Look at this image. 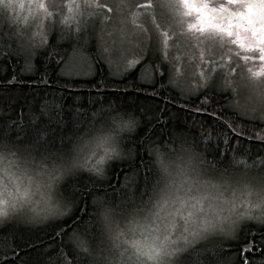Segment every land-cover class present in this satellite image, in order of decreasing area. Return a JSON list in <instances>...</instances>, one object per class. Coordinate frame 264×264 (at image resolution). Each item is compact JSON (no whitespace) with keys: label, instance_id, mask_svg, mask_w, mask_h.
I'll list each match as a JSON object with an SVG mask.
<instances>
[{"label":"trees","instance_id":"1","mask_svg":"<svg viewBox=\"0 0 264 264\" xmlns=\"http://www.w3.org/2000/svg\"><path fill=\"white\" fill-rule=\"evenodd\" d=\"M2 11L6 13L0 8V130L15 136L17 127L22 126L29 131L39 128L46 138L69 136L77 113L91 117L101 109H114V134L120 136L123 131V139L120 156L108 163L103 179L83 171L68 185L71 211L56 221L61 225L56 232L68 235L56 236L47 224L7 222L0 225V264L71 261L70 250L77 242L84 243L79 233L84 229L90 234L100 232L96 210L101 205H122L138 197L147 167L159 148L153 143L156 140L195 142L206 149H197V154L205 157L206 166L211 161L217 168L227 167L232 174L254 182L264 177V122L245 117L231 94L221 87L206 96L201 94L206 89L191 94L182 91L172 83L168 63L159 55L149 59L151 65L144 67V61L134 71L116 76L98 52L96 41L89 46L83 41L76 44L62 28L52 33L43 48H28ZM21 46L29 56L20 51ZM76 51L90 55L93 76L82 79L65 74V65ZM143 67L152 70L151 82L143 79ZM78 119L83 127L86 117ZM146 126L149 133H155L150 139L143 132ZM217 147L222 157L217 155ZM124 223L117 215L111 228L114 231ZM244 224L247 226L239 239L215 240L219 264H241L242 259L248 264H264V221ZM245 238L256 245L250 254L240 251L242 246L247 247L241 244ZM102 254L97 249L96 255Z\"/></svg>","mask_w":264,"mask_h":264},{"label":"snow or ice","instance_id":"2","mask_svg":"<svg viewBox=\"0 0 264 264\" xmlns=\"http://www.w3.org/2000/svg\"><path fill=\"white\" fill-rule=\"evenodd\" d=\"M162 6L174 7L181 17H193L197 23L189 27H196L201 34L212 39L226 33L232 43L258 51L260 61L264 62V0H226L221 4L212 0H176L174 5ZM137 7L152 9L153 4L149 2ZM38 9L46 16L51 15L42 2ZM155 27L159 28V25ZM20 51L25 56L30 55L23 46ZM230 70L235 72L234 68ZM213 72H217V66L213 67ZM222 75H210L204 85L206 90L201 94L206 96L216 89ZM261 75L264 72L252 73L253 78ZM114 112V109H101L91 117L79 112L72 134L58 138L41 136L39 128L29 131L18 126L15 136L0 130V217L7 219L11 208L14 214L30 213L39 221L41 212L56 204L66 211L46 216L44 222L52 227L56 236H67V232H56L61 227L56 221L71 211L68 185L79 171H88L100 179L106 175L98 167L103 163V157L91 167H85L88 160L83 164L79 161L83 152L90 151V143L98 149L101 144L111 147L116 131ZM79 117H86L83 127ZM143 132L148 139L155 135L154 130L148 132L147 126ZM153 143L159 148L147 167L145 184L138 197L122 205H101L96 210L100 232L90 234L87 229L80 232L84 243H76L69 252L72 260L66 264H219L213 247L215 240L219 237L239 239L247 226L244 223L239 228L234 226L233 213L243 219L235 204L236 192L241 191L247 197L255 195L257 203L253 207L259 208L264 215V177L254 182L232 174L227 167L217 168L211 161L206 166L205 157L197 154L200 145L195 142L187 144L186 139L156 140ZM200 150L206 152V149ZM96 155L91 153L89 160L95 159ZM217 155L223 156L218 147ZM58 181L63 182V187ZM228 192L232 193L231 199L222 195ZM226 202L228 207H225ZM117 215L125 225L113 231L111 223ZM241 244L247 245L240 248L242 254H250L256 247L247 238ZM97 249L103 254L96 255ZM241 264L248 262L242 259Z\"/></svg>","mask_w":264,"mask_h":264},{"label":"rangeland","instance_id":"3","mask_svg":"<svg viewBox=\"0 0 264 264\" xmlns=\"http://www.w3.org/2000/svg\"><path fill=\"white\" fill-rule=\"evenodd\" d=\"M41 2L51 15L46 16L38 9ZM149 2L153 4L152 9L137 7ZM212 2L221 4L226 3V0ZM169 3L174 5L176 0H0V8L5 9L7 15L2 11L7 16L5 19L8 18L10 25L28 48H43L52 33L62 28L76 44L84 40V44L89 46L93 40L96 41L98 52H101L104 62L114 70L113 74L116 76L122 77L147 61L143 64L145 67L150 64V58L155 59L159 55L168 63L169 76L175 87L191 94L205 89L204 85L210 75L222 73L218 87L231 94L234 105L245 117L263 123L264 75L256 78L252 76L254 72H264V62L259 59L260 53L232 43L226 33L220 38L212 39L201 34L196 27L190 28V25L197 23L196 20L193 17H181L174 7L162 6ZM155 25H159V28ZM208 31L206 28L205 33ZM221 65L223 67H219ZM214 66H217V72H213ZM144 67L143 79L151 81L152 70L148 68L147 71ZM65 74L82 79L93 76L95 69L90 55L81 51L72 54L65 65ZM113 135L111 147L101 144L98 149L94 143H90V151L83 152L79 162L83 164L88 160L85 167H91L103 157V163L98 167L105 170L113 160L109 157L120 156V137L123 131L120 136ZM93 152L97 155L95 159L89 160ZM58 183L60 186L63 184L60 181ZM222 195L232 198L231 192ZM256 203L255 195L247 197L241 191L236 192L235 204L238 213L243 214V219L237 213L232 214L236 228L246 221H264L260 209L253 207ZM225 207H228L227 202ZM8 211L7 219L0 217V225L18 221L41 226L46 224V216L59 215L65 209L53 204L41 212L39 221L30 213L14 214L11 208ZM248 216L252 218L247 219ZM124 225L120 224L116 230ZM219 238L227 240L226 237Z\"/></svg>","mask_w":264,"mask_h":264},{"label":"bare ground","instance_id":"4","mask_svg":"<svg viewBox=\"0 0 264 264\" xmlns=\"http://www.w3.org/2000/svg\"><path fill=\"white\" fill-rule=\"evenodd\" d=\"M83 42H84V40H83ZM85 43V42H84ZM151 80H152V78H151ZM151 82V81H150Z\"/></svg>","mask_w":264,"mask_h":264}]
</instances>
